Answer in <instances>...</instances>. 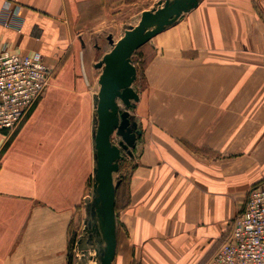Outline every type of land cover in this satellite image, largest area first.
Segmentation results:
<instances>
[{
  "label": "crops",
  "instance_id": "obj_1",
  "mask_svg": "<svg viewBox=\"0 0 264 264\" xmlns=\"http://www.w3.org/2000/svg\"><path fill=\"white\" fill-rule=\"evenodd\" d=\"M138 1L0 0V54L40 53L57 69L35 109L0 131V264L72 263L96 167L95 65ZM150 1L140 15L161 0ZM144 48L155 56L134 83L142 134L118 172L114 264H200L264 180V0H200Z\"/></svg>",
  "mask_w": 264,
  "mask_h": 264
},
{
  "label": "water",
  "instance_id": "obj_2",
  "mask_svg": "<svg viewBox=\"0 0 264 264\" xmlns=\"http://www.w3.org/2000/svg\"><path fill=\"white\" fill-rule=\"evenodd\" d=\"M200 0H161L151 10L144 11L135 27L125 30L114 42L108 38L112 50L95 67L102 70L99 92L95 100L96 129L93 209L96 219L93 230L101 238L103 248L100 264H114L117 252L116 190L114 175L119 171L124 153L132 156V149L142 132L131 110L140 100L134 89L138 70L134 54L166 28L175 25L181 16L197 8ZM113 137L119 138L116 143ZM91 226V225H90Z\"/></svg>",
  "mask_w": 264,
  "mask_h": 264
},
{
  "label": "built area",
  "instance_id": "obj_3",
  "mask_svg": "<svg viewBox=\"0 0 264 264\" xmlns=\"http://www.w3.org/2000/svg\"><path fill=\"white\" fill-rule=\"evenodd\" d=\"M54 71L40 53L0 54V131L20 125L44 95ZM208 264H264V180L250 191L245 210Z\"/></svg>",
  "mask_w": 264,
  "mask_h": 264
},
{
  "label": "rangeland",
  "instance_id": "obj_4",
  "mask_svg": "<svg viewBox=\"0 0 264 264\" xmlns=\"http://www.w3.org/2000/svg\"><path fill=\"white\" fill-rule=\"evenodd\" d=\"M147 6L148 7L152 6L150 0H139L138 3L134 6V10H131V8H125L124 7L125 13L123 16L120 15L121 23H123L125 25H127V24L134 25V26L138 25L140 20H141V15L139 14L140 9L142 10V9L146 8ZM96 40H97V38H96ZM98 43L102 47H105V46L107 47V45L105 44L106 43L105 37L100 39ZM144 47L145 46H143L141 49H139L133 56V63L137 66V70L139 71V74L141 75L139 82L137 83V89L138 90L142 89V87L144 85V81H143V77H142V75H143L142 68L147 64V62L150 59L153 58V56H155L154 53H151L147 48H144ZM93 52H94V54H96L95 55L96 59H99L102 51H99V50L95 51L94 50V51H92V53ZM78 59H81V54H79ZM54 69H55V71H54L53 78L57 75L56 74L57 69L56 68H54ZM95 73L97 75V73H99V70H96ZM82 77L85 79V75L82 74ZM95 77L96 76L94 75L93 89L95 88V86H97ZM87 81H88V79H87ZM91 81L92 80L89 79L90 83H91ZM93 92H94V90H93ZM77 95L79 96L80 93H78ZM96 97H97V95H96ZM73 102H74V104L78 103V101H76V100ZM79 102H81V101H79ZM94 104H95V101H94ZM35 107L32 109V111L35 109ZM83 125H85V123H83ZM87 126L89 128V136H90V132H91L92 137H93L95 129H96V117L94 114L89 115V121H88ZM113 140L117 143L119 141V138L113 137ZM123 155H124V159L120 162L121 165H124V163H126L129 160L128 159L129 155H127L126 153H124ZM118 172L115 173L114 179H115V182H118L120 184L121 181L123 180V176L121 177V175H119ZM88 182H89V185H88V192L89 193L85 196V199L82 201V203L80 205L81 207L79 208L78 213H77L78 216H77L76 224L73 226V235H72V240H71V242H72L71 243V255H72V263L71 264H100L99 253L101 252V249L103 248V245H104L101 238L93 230V227H94L93 225L96 223V219H95V217H93L94 215H92V213L95 212V210L93 209V197H94L93 180L89 179ZM122 186H123V182H122ZM116 217H117V213H116ZM221 245H220V247H221ZM210 260L202 261L200 264H208L210 262ZM132 264H143V262L142 261L141 262L133 261Z\"/></svg>",
  "mask_w": 264,
  "mask_h": 264
},
{
  "label": "trees",
  "instance_id": "obj_5",
  "mask_svg": "<svg viewBox=\"0 0 264 264\" xmlns=\"http://www.w3.org/2000/svg\"><path fill=\"white\" fill-rule=\"evenodd\" d=\"M146 66V65H145ZM145 66L142 68V71H144V69H145ZM122 182L124 183L125 182V180H122L121 181V183L119 184V186L117 187V190H116V202H117V196H118V194H119V189L121 188V186H122ZM117 203H116V211H117Z\"/></svg>",
  "mask_w": 264,
  "mask_h": 264
}]
</instances>
